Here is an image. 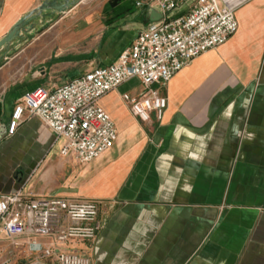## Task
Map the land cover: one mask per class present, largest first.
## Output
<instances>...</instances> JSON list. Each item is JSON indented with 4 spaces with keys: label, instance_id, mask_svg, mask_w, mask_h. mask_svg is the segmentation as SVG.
Returning a JSON list of instances; mask_svg holds the SVG:
<instances>
[{
    "label": "crops",
    "instance_id": "obj_1",
    "mask_svg": "<svg viewBox=\"0 0 264 264\" xmlns=\"http://www.w3.org/2000/svg\"><path fill=\"white\" fill-rule=\"evenodd\" d=\"M45 1L0 0V41ZM79 8L0 65L6 127L25 94L113 64L151 22V11L135 0ZM47 18L37 19L35 30ZM236 19L238 31L225 44L168 85L154 86L168 100L161 121L145 123L123 102V94L142 92L136 79L104 96L100 106L118 139L88 165L63 157L64 141L40 120L26 119L0 139V195L22 190L99 201L98 237L70 247L92 264H264V0L244 4ZM38 43L48 46L45 54H32L26 69L15 67ZM0 264L58 263L0 240Z\"/></svg>",
    "mask_w": 264,
    "mask_h": 264
},
{
    "label": "built area",
    "instance_id": "obj_2",
    "mask_svg": "<svg viewBox=\"0 0 264 264\" xmlns=\"http://www.w3.org/2000/svg\"><path fill=\"white\" fill-rule=\"evenodd\" d=\"M161 15L150 22L111 65L96 68L55 88H37L19 99L6 127L13 136L26 119L36 118L64 141L61 155L88 165L110 150L118 132L100 100L136 79L141 93L122 95L133 116L161 121L165 86L204 53L225 44L238 31L237 10L251 0H135ZM96 200L39 197L19 190L0 195V240L27 246L39 259L58 264H92L90 256L70 247L93 243L103 229Z\"/></svg>",
    "mask_w": 264,
    "mask_h": 264
},
{
    "label": "rangeland",
    "instance_id": "obj_3",
    "mask_svg": "<svg viewBox=\"0 0 264 264\" xmlns=\"http://www.w3.org/2000/svg\"><path fill=\"white\" fill-rule=\"evenodd\" d=\"M51 1L53 2L52 7H54L56 5L63 4L66 8L62 11H56V12L53 8H51V9L47 10L46 12H43L40 17L41 18H47L48 17L46 19L48 21V23L43 25L42 27H39V29L35 30L33 32V34H31V35L28 34L24 38L23 41H20L19 45L16 48H14L13 51H11V54L9 55V59L5 60L3 63H11L12 56H17L20 53H22L24 51V49H26L28 47V45L33 42L32 40L34 38H38L43 33V31L44 32L47 31L48 28H50L51 25L54 24L58 19H60L62 17H66V15H69L68 13H70L75 7L80 5L81 8H79V10H76V11L85 12V11H87L86 7H99V6L104 5L107 0H68L69 3H71L69 6H67V4H66V3H68L67 0H51ZM51 13H53V14L51 15ZM73 13H75V12H73ZM51 37H52V35H51ZM51 37L47 38V36H46L44 38V39H47L46 42L44 43L45 46L50 43V41H48V39H50ZM44 45L41 46V44L39 45V43H38L36 46H33L34 48H32V49H34L36 51H34L33 53L26 52V53L22 54L19 58H17L14 61L15 62L14 66L20 70L26 69L27 67H29L31 64L34 63L33 55L34 56L35 55L36 56H41V55L43 56L45 54L48 46L45 47ZM14 78L15 77H13V78L10 77L9 81H12Z\"/></svg>",
    "mask_w": 264,
    "mask_h": 264
},
{
    "label": "water",
    "instance_id": "obj_4",
    "mask_svg": "<svg viewBox=\"0 0 264 264\" xmlns=\"http://www.w3.org/2000/svg\"><path fill=\"white\" fill-rule=\"evenodd\" d=\"M55 2V1H54ZM68 3L67 6H69L71 3L67 0ZM52 1L47 0L45 1L40 7L35 9L34 11L30 12L29 14L22 17L8 32V34L0 41V65L7 60L8 54L11 53L13 48L14 42H20L23 41L24 38L31 32H34L36 29V26L33 24L35 20L39 19L41 14L43 12H46L47 10L53 8L56 11H62L66 7L61 5H56L52 7ZM54 13V12H53ZM51 13V15L53 14ZM50 15V16H51ZM161 19V15H159L157 12L152 11L150 14V21L151 22H157ZM2 110L3 105L0 103V139H2L6 135V125L1 122L2 118Z\"/></svg>",
    "mask_w": 264,
    "mask_h": 264
}]
</instances>
